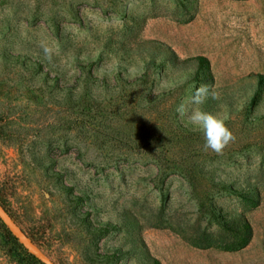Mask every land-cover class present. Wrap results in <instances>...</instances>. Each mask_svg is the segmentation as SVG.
I'll return each mask as SVG.
<instances>
[{"label":"rangeland","instance_id":"1","mask_svg":"<svg viewBox=\"0 0 264 264\" xmlns=\"http://www.w3.org/2000/svg\"><path fill=\"white\" fill-rule=\"evenodd\" d=\"M0 203L56 264H264V0H0Z\"/></svg>","mask_w":264,"mask_h":264},{"label":"clouds","instance_id":"2","mask_svg":"<svg viewBox=\"0 0 264 264\" xmlns=\"http://www.w3.org/2000/svg\"><path fill=\"white\" fill-rule=\"evenodd\" d=\"M41 47L45 57L50 59L53 54L52 48L43 44ZM193 87L191 97L177 105L175 111L180 119L186 120V124L190 125L193 131L202 134L205 151L211 150L218 155L222 154L223 150L235 140L233 133L225 123L228 117L225 115L220 118L204 111L201 107H192L202 106L209 98L218 100L219 93L207 84Z\"/></svg>","mask_w":264,"mask_h":264},{"label":"water","instance_id":"3","mask_svg":"<svg viewBox=\"0 0 264 264\" xmlns=\"http://www.w3.org/2000/svg\"><path fill=\"white\" fill-rule=\"evenodd\" d=\"M0 220L12 233V235L17 238V240L24 246V248L33 255L36 259L44 264H56L50 260L46 255L38 248V246L31 240V238L23 231V229L15 222L12 216L0 203Z\"/></svg>","mask_w":264,"mask_h":264},{"label":"trees","instance_id":"4","mask_svg":"<svg viewBox=\"0 0 264 264\" xmlns=\"http://www.w3.org/2000/svg\"><path fill=\"white\" fill-rule=\"evenodd\" d=\"M202 61H207L206 60V58H204V57H201L200 58ZM261 79H263V76L262 75H260V80ZM250 235H251V233H250V229H248L247 231H246V233H245V236H244V239H243V241H244V243L245 242H247V240L250 238ZM15 239V238H14ZM31 257H33L35 260H36V262L38 263V264H44V263H42L41 261H39L38 259H36L34 256H32L31 254H29Z\"/></svg>","mask_w":264,"mask_h":264}]
</instances>
